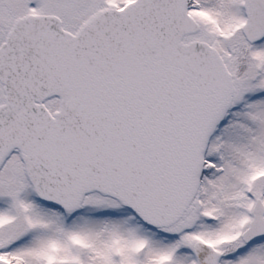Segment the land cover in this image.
<instances>
[{
	"label": "snow or ice",
	"instance_id": "obj_1",
	"mask_svg": "<svg viewBox=\"0 0 264 264\" xmlns=\"http://www.w3.org/2000/svg\"><path fill=\"white\" fill-rule=\"evenodd\" d=\"M0 264H264V0H0Z\"/></svg>",
	"mask_w": 264,
	"mask_h": 264
}]
</instances>
